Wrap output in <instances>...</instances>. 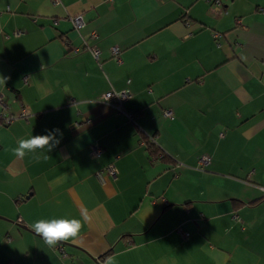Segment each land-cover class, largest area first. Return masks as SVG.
I'll list each match as a JSON object with an SVG mask.
<instances>
[{"label":"crops","instance_id":"obj_1","mask_svg":"<svg viewBox=\"0 0 264 264\" xmlns=\"http://www.w3.org/2000/svg\"><path fill=\"white\" fill-rule=\"evenodd\" d=\"M212 3L0 0V264H264V0ZM122 89L133 119L98 100ZM85 212L55 248L30 227Z\"/></svg>","mask_w":264,"mask_h":264},{"label":"clouds","instance_id":"obj_2","mask_svg":"<svg viewBox=\"0 0 264 264\" xmlns=\"http://www.w3.org/2000/svg\"><path fill=\"white\" fill-rule=\"evenodd\" d=\"M5 79L0 76V83L5 84ZM59 129L48 130L46 135H31L28 138H19L16 147L12 149L15 157L23 159L26 155H31L34 161L41 159L48 160V152L59 144L57 134ZM47 150L45 153L44 150ZM88 220L87 213L83 214V219L78 218H51L39 219L31 224V230L39 236L49 248H55L62 242L75 241L79 239L84 228V223ZM123 253H121L122 255ZM106 264H116L115 257L106 258Z\"/></svg>","mask_w":264,"mask_h":264},{"label":"built area","instance_id":"obj_3","mask_svg":"<svg viewBox=\"0 0 264 264\" xmlns=\"http://www.w3.org/2000/svg\"><path fill=\"white\" fill-rule=\"evenodd\" d=\"M212 6L214 7L215 10L219 9V0H213ZM73 22H74V26L76 28H80L83 24H84V18L81 15H76L73 17ZM92 54L94 55V57L98 56L99 50L96 47H92L91 48ZM110 53L111 55H113L114 57H118L119 54V49L116 46H113L110 48ZM130 92L128 90L122 89V90H107L102 92L99 97L98 100L108 103L109 105H111L116 111H120L123 112L127 118L129 119H133L134 115L133 113L129 112V111H125L122 108V101L129 98ZM0 103H1V95H0ZM164 115H171V111L169 110H163ZM13 115H9V116H5L3 117L4 121H9L13 118ZM101 151V147L93 144L90 147V154L92 156H97L99 155ZM208 161V156L207 154L203 153L199 156L198 158V165L202 166L205 163H207ZM117 172L116 166L114 165V163H109L106 166L103 167V169L96 171V176L103 181L104 176L105 175H109L112 177H115ZM262 189H264V187H262ZM182 232V231H181ZM182 234L184 236L187 235V233L182 232Z\"/></svg>","mask_w":264,"mask_h":264},{"label":"trees","instance_id":"obj_4","mask_svg":"<svg viewBox=\"0 0 264 264\" xmlns=\"http://www.w3.org/2000/svg\"><path fill=\"white\" fill-rule=\"evenodd\" d=\"M146 144H147V148L149 149V152H150V155H160L159 154V150L157 149V147L154 145V143H153V141H151V140H149V139H146ZM203 154V153H202ZM205 154H207V153H205ZM164 154L163 153H161V157H164L163 156ZM201 155V154H200ZM199 155V156H200ZM207 156H208V161H209V155L207 154ZM199 158V157H198ZM207 161V162H208ZM205 164H207V163H205ZM204 164V165H205ZM204 165H202V166H199V167H203ZM110 252V250H107V251H105L102 255H101V257H100V259H102L105 255H107L108 253Z\"/></svg>","mask_w":264,"mask_h":264},{"label":"water","instance_id":"obj_5","mask_svg":"<svg viewBox=\"0 0 264 264\" xmlns=\"http://www.w3.org/2000/svg\"><path fill=\"white\" fill-rule=\"evenodd\" d=\"M25 228H27V227H25Z\"/></svg>","mask_w":264,"mask_h":264}]
</instances>
